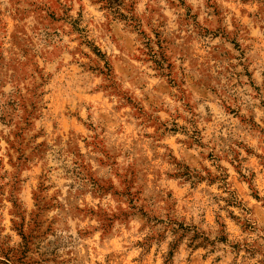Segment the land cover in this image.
Returning <instances> with one entry per match:
<instances>
[{
  "label": "rangeland",
  "instance_id": "obj_1",
  "mask_svg": "<svg viewBox=\"0 0 264 264\" xmlns=\"http://www.w3.org/2000/svg\"><path fill=\"white\" fill-rule=\"evenodd\" d=\"M0 259L264 264V0H0Z\"/></svg>",
  "mask_w": 264,
  "mask_h": 264
},
{
  "label": "trees",
  "instance_id": "obj_2",
  "mask_svg": "<svg viewBox=\"0 0 264 264\" xmlns=\"http://www.w3.org/2000/svg\"><path fill=\"white\" fill-rule=\"evenodd\" d=\"M0 264H8V262L0 259Z\"/></svg>",
  "mask_w": 264,
  "mask_h": 264
}]
</instances>
